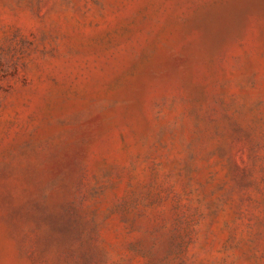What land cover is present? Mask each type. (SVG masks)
<instances>
[{"label":"rangeland","instance_id":"374dc122","mask_svg":"<svg viewBox=\"0 0 264 264\" xmlns=\"http://www.w3.org/2000/svg\"><path fill=\"white\" fill-rule=\"evenodd\" d=\"M0 264H264V0H0Z\"/></svg>","mask_w":264,"mask_h":264}]
</instances>
